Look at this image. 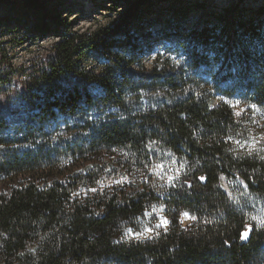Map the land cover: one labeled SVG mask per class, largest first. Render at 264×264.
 Listing matches in <instances>:
<instances>
[{
  "label": "trees",
  "instance_id": "obj_1",
  "mask_svg": "<svg viewBox=\"0 0 264 264\" xmlns=\"http://www.w3.org/2000/svg\"><path fill=\"white\" fill-rule=\"evenodd\" d=\"M156 1L162 0H138L122 23L93 38L59 34L51 53L22 77L0 49V149L7 152L0 159V264H264V229L252 226L250 240L241 241L248 218L220 188L221 175L240 178L264 197V150L235 146L248 139L254 120L234 112L235 103L264 110V7L238 12L233 33L220 28L226 18L220 14L213 26L207 20L184 28L187 10L180 7L162 30L178 40L174 49L189 46L186 62L159 54L151 68L135 70L109 49L123 34L127 43L117 46L137 51L126 27ZM24 2L27 8L38 3ZM55 25L38 24V37L60 30L59 19ZM95 49L107 62L88 71L83 63ZM145 91H161L168 102L132 114L129 102ZM107 104L118 110L98 115L93 126L92 107L100 113ZM71 119L81 136L57 143L39 124L63 125L69 134ZM149 140L157 141L155 152L145 147ZM159 152L184 164L181 180L192 188L178 183L177 191L164 178L156 188L167 195L158 196L149 171ZM75 159L85 166L67 171ZM200 175L208 177L206 186ZM158 204L170 221L166 230L151 240H119ZM183 211L197 217L189 226L180 223Z\"/></svg>",
  "mask_w": 264,
  "mask_h": 264
},
{
  "label": "rangeland",
  "instance_id": "obj_2",
  "mask_svg": "<svg viewBox=\"0 0 264 264\" xmlns=\"http://www.w3.org/2000/svg\"><path fill=\"white\" fill-rule=\"evenodd\" d=\"M137 1L138 0H37V5L27 8L24 0H0V49L6 57V62H9L14 69L19 70L18 75L22 77V73L29 72L34 64L51 53L52 44L59 39V34L62 35L65 32H74L79 35L93 38L96 35H100L105 30H112L115 24L122 23L124 17L130 16L132 7ZM156 3L157 4L152 8L148 7L147 12H143L144 10L141 11V21L135 20L131 23L130 27H128V25L126 27V29L130 30V35L135 36V40L138 43L136 52L125 51L123 48L117 46L119 45V41L123 43L121 46L126 45L127 42L123 34L117 35L114 38L115 43L109 49L110 52L122 54L127 61L133 62V68L135 70H139V66L141 65L146 68H151L159 54L162 55L163 58L171 54L173 62L177 65L186 62V56L190 51L189 46L181 45L182 43H180L178 50L174 49L178 40H170V38L165 37L166 35L162 30L167 22L177 17L174 11H177L180 7L187 10L186 17L180 20L184 28H200L207 20L211 23V26H213L218 24L215 14H220L226 17L222 25H220V28L229 29L230 33H233V30H235L232 23L238 12L244 11L247 15L258 10L260 7H264V0H246L241 4H239V0H162L160 2L156 1ZM199 4H203L204 6L198 7ZM57 19L61 22L60 30L58 29V31L55 32L52 31L49 35L39 38L36 33L37 25L45 22L51 24V28L54 29ZM130 22L131 20L129 23ZM157 39L158 42L155 43ZM207 54L215 58L213 51L209 50ZM106 62L100 50L95 49L85 59L83 66L86 70L88 69V71H99L100 67ZM212 66L213 63H211L209 68H214ZM218 70L219 68H217V72ZM90 87H93L94 91L101 93L98 86L91 84ZM129 92V90L126 91V93ZM145 92L146 93H140V98H138L137 101L129 102L127 109L132 114H134V112L146 111L164 102H168L161 91L155 93L150 91ZM117 110V108L107 104L99 113L93 106L89 115L95 117L98 115H105L106 113L108 115ZM119 111L121 110L119 109ZM234 112L238 117L247 114V116H252L254 120L253 125H251L249 129L250 134L248 139L246 141L239 140L235 143V146L240 150H247L249 152H254L259 149L263 151L264 110L235 103ZM80 120H84V117L81 116ZM39 124L44 126V132H51V135L46 138L48 140H53L55 143L60 140H75L81 136V133L75 131L78 125L72 119L69 127L71 133L69 132V134L66 132L63 125L55 127L54 124L52 127H49L48 125H44V122H40ZM53 129H56L55 134H53ZM5 154H7V152L4 149H0V159H2ZM173 161H176V163H173ZM180 164L182 163L170 153L159 152V155L155 158L149 174L152 176V184L155 187V191L162 200L166 198L167 192L165 189H161V187L156 188V185H159V180L166 179L168 175H175L177 169H179L181 173L183 168H180ZM83 166H85L83 162H77L75 159L72 161L71 165L67 167V171L81 170ZM87 166L90 167L91 163ZM165 182H167V179ZM3 189H5V185L0 181V191ZM234 192L236 202L238 206H240L242 212L246 214L248 221L252 216H255L257 220L264 219V197L252 194L242 187L234 188ZM161 193H163V195H161ZM163 217H166L165 207L162 204L153 206V208L145 214V219L140 220V225L136 230H133L131 233L126 230L124 234L125 239L142 241L153 239L168 227H156ZM181 221H184L182 224L183 226H189L193 220L181 216L180 222ZM252 226L256 227V221H252ZM146 229H151L152 231H145ZM136 233H142L143 235L137 237L134 235Z\"/></svg>",
  "mask_w": 264,
  "mask_h": 264
},
{
  "label": "snow or ice",
  "instance_id": "obj_3",
  "mask_svg": "<svg viewBox=\"0 0 264 264\" xmlns=\"http://www.w3.org/2000/svg\"><path fill=\"white\" fill-rule=\"evenodd\" d=\"M252 107H255V105H252ZM105 115H107V113ZM116 118H118V119H120L122 121L125 119L123 114H119L118 117H116ZM88 119L92 120L93 119L92 115H89ZM99 119H100V117L96 116V119L93 120V126L95 125L96 120H99ZM110 119H111V117H110ZM156 145H157V141L156 140H149L148 144H146L145 147L148 148L150 151L155 152ZM113 151H117V149H113ZM173 163H176V161H173ZM183 167H184V164H180V168H183ZM161 168H162V166H161ZM108 171L109 172H113L115 170L114 169H108ZM166 179H167V182L169 183V185L173 189H176L177 191H179V189H177V184L178 183L180 184V187L184 188L185 190L186 189H190V188L193 187V185L187 179L181 180V174H180V170L179 169L176 170V174L175 175H168ZM196 179L200 182L201 185H205L206 186L207 181H208V177L207 176L200 175V176L196 177ZM221 179H223V177H221ZM125 180H126V178L117 179V180L114 181V183L116 185H121V184H123L125 182ZM145 182H147V181H145ZM240 183L243 184L246 189L248 188V183H247L246 180H242ZM88 191L91 192V193H96L97 189L95 187H92V188H89ZM161 195H163V193H161ZM226 196L230 197L231 193H226ZM97 215H99V214H97ZM181 215L184 218L189 219V220H196L197 219V217L192 216L189 211H183L181 213ZM253 219H257V218L253 217ZM260 222L262 224H264V220H261ZM169 224H170V221L168 220V218L167 217H163L160 220V222L156 225V227L159 228L161 226H164L166 228ZM147 231L151 232L152 230L148 229ZM252 231H253V228L249 227L248 229H246L245 231L240 233V237L242 239H248V238H250V233ZM128 232L131 233L132 231L128 230ZM134 235L137 236V237H140L143 234L142 233H136Z\"/></svg>",
  "mask_w": 264,
  "mask_h": 264
},
{
  "label": "built area",
  "instance_id": "obj_4",
  "mask_svg": "<svg viewBox=\"0 0 264 264\" xmlns=\"http://www.w3.org/2000/svg\"><path fill=\"white\" fill-rule=\"evenodd\" d=\"M59 39H57L53 44H52V48L54 47V45L58 42ZM221 177H223V179H221ZM242 181V179L240 178H228L225 175H221L220 176V188L221 190L226 194V193H231V196L229 197V199H231L232 201H234L235 199V192H234V188L236 187H242L245 190H248V188L246 189L244 187L243 184H241L240 182Z\"/></svg>",
  "mask_w": 264,
  "mask_h": 264
},
{
  "label": "clouds",
  "instance_id": "obj_5",
  "mask_svg": "<svg viewBox=\"0 0 264 264\" xmlns=\"http://www.w3.org/2000/svg\"><path fill=\"white\" fill-rule=\"evenodd\" d=\"M101 211H103V209H101ZM97 214H99V212H97L96 215H97ZM192 216L196 217L195 215H192ZM253 217H255V216H252L251 219L249 220V222H248L247 224L243 225V231H245V230L248 229L249 227H252V221H256V229H257L258 231L264 229V224H262V223L260 222L261 220H264V219L257 220V219H253ZM180 223L183 224L184 221H181ZM128 230H131V231H132V229H128ZM147 230H148V229H146L145 231H147ZM243 231H242V232H243ZM251 234H252V232L250 233V236H251ZM239 239H240L241 241H245V242H247V241L250 240V238H248V239H242L240 236H239ZM119 240H120V241H125V236H124V235H121L120 238H119ZM29 250L31 251V249H29ZM21 255H22V253H21Z\"/></svg>",
  "mask_w": 264,
  "mask_h": 264
}]
</instances>
